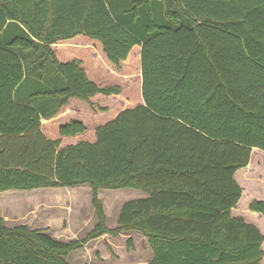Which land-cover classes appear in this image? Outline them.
I'll use <instances>...</instances> for the list:
<instances>
[{
  "label": "trees",
  "instance_id": "obj_1",
  "mask_svg": "<svg viewBox=\"0 0 264 264\" xmlns=\"http://www.w3.org/2000/svg\"><path fill=\"white\" fill-rule=\"evenodd\" d=\"M79 35L117 69L141 46L144 104L98 126L95 142L61 147L87 127L72 121L50 139L43 118L121 93L59 61L52 46ZM254 149L264 151V0H0V192L88 184L97 218L69 241L0 218V264H72L89 242L130 231L148 238L149 264H260L263 233L232 215ZM126 188L148 197L109 228L99 190ZM250 209L264 217V200Z\"/></svg>",
  "mask_w": 264,
  "mask_h": 264
},
{
  "label": "rangeland",
  "instance_id": "obj_2",
  "mask_svg": "<svg viewBox=\"0 0 264 264\" xmlns=\"http://www.w3.org/2000/svg\"><path fill=\"white\" fill-rule=\"evenodd\" d=\"M90 41H92L90 38L82 36L76 42L88 44ZM137 48L135 47L130 61L124 64V67L123 63L119 69L115 67L117 74H106V71L103 70L104 66L87 63L90 75L98 79L100 85L119 87L121 93L109 97L95 96L93 102H90L92 105L81 104V107L78 108L79 111H82L81 114H72V118L82 117L89 126L84 139L93 140L96 127L112 120L115 113L122 109L135 107L143 101L141 60L137 57L140 50ZM85 52L86 50L73 49L65 54L62 53V62H69L70 54H85ZM86 57L88 58L87 55ZM60 123L59 120L46 121L45 134L55 139L56 128ZM76 140H62L61 147L72 144ZM236 179L243 187L244 192L234 210V215L244 216L249 222L257 224L264 235V217L250 209L253 201L264 200V151L254 149L249 166L239 170ZM89 190L91 187L84 184L76 186L75 189L41 188L1 191L0 218L8 227L27 225L32 229H48V233L52 237L61 241L82 239L94 228L95 221H97L92 194ZM145 196L143 191L137 189H102L99 198L109 217V226H117L115 214L124 202ZM137 233L139 232L136 231L133 236L128 238L118 235L116 239H111L113 246L107 242V249L112 254L111 256L106 250L105 243L99 242L100 244L96 245V248L94 244H91L90 247L72 252L73 255L70 254L68 260L72 264H98L97 258L100 259L101 253H96L97 257H95V250L100 249L103 256L108 259L106 264H148L152 259L150 248L145 240L146 237ZM128 241H131L132 246H128ZM260 264H264V256Z\"/></svg>",
  "mask_w": 264,
  "mask_h": 264
},
{
  "label": "crops",
  "instance_id": "obj_3",
  "mask_svg": "<svg viewBox=\"0 0 264 264\" xmlns=\"http://www.w3.org/2000/svg\"><path fill=\"white\" fill-rule=\"evenodd\" d=\"M82 36H84V35H79V36H76L75 38H73V39H70V40H67V41H61V42H59V43H57V44H54L53 46H52V48H53V50L55 51V53H56V55H57V58L59 59V61H61L62 62V53H66V52H69L70 50H73V49H77V50H86V52H85V54H80V53H78L77 55H72V54H70L69 56V61H72V60H78V61H80L81 63H82V67L85 69V71H86V73H87V75H88V77L92 80V81H95L96 83H100V81L98 80V79H95V78H93L91 75H90V72H89V69L87 68V63H93V65H97V66H101V67H103V70L104 71H106V74H117L116 73V71H115V66L113 65V64H111L109 61H108V59H107V57H106V55H105V53H104V51H103V46H102V44L99 42V41H97V40H94V39H91L90 38V40H92V41H90L88 44H85V43H83V42H76L78 39H80V37H82ZM86 37V36H85ZM88 38V37H87ZM136 47H138L137 49H139L140 50V53L138 54L137 53V57H138V59L139 60H141V46H136ZM88 50V51H87ZM133 50H135V47L133 48ZM133 50L131 51V53L129 54V56H128V58L123 62V67L125 66L124 64H126V63H128L129 61H130V59H131V57H132V52H133ZM86 55L88 56V58L86 57ZM87 60H89V62H87ZM101 70V69H100ZM127 76V75H126ZM126 76H124V77H126ZM141 77H142V69H141ZM125 80V79H124ZM127 80V79H126ZM98 96H103V95H97L96 97H98ZM95 97V98H96ZM105 97H109V96H105ZM93 100H94V98H92L91 100H90V102H93ZM90 102H89V104H90ZM88 102H85V101H82V100H79V99H76V98H73V99H71L70 101H69V103L66 105V106H64L58 113H57V115H55L54 117H52V118H43L42 119V129H43V132H44V128H45V122L47 121V122H53V121H61V123L59 124V126L56 128L57 130H56V138L55 139H59V138H61V136H60V128L64 125V124H67V123H70V122H72V121H80V122H82V123H84V125L87 127V131L84 133V134H80V135H77V136H69V137H62L61 139L62 140H68V139H71V140H73V139H77L76 141H73V143L72 144H78L79 142H82V141H89V140H86V139H84V136H85V134L88 132V130H89V126H87V124H86V122L83 120V118L81 117H78V118H72V114L73 113H76V114H81V110L79 111V109L78 108H80L81 107V104L82 105H85V104H87ZM140 104H144V101H141L140 102ZM139 104V105H140ZM90 105H92V104H90ZM130 108V107H129ZM125 109H127V108H124V109H122L121 111H123V110H125ZM121 111H119V112H121ZM118 112V113H119ZM118 113H115V115L113 116V119L118 115ZM97 128V127H96ZM95 131H96V129H95ZM45 133V132H44ZM48 137V136H47ZM54 137V136H53ZM49 138H50V136H49ZM50 139H53V138H50ZM96 141V134H95V132H94V137H93V140H90L89 142H95ZM72 144H66L65 146H68V145H72ZM64 146V147H65ZM64 188H68V187H64ZM68 189H75V187H71V188H68ZM101 190L102 189H100L99 190V195H100V193H101ZM90 191V194H92V198H93V191H92V188H91V190H89ZM146 194V193H145ZM146 197H148V195L146 194V196L144 197V198H146ZM140 199V198H139ZM126 202H124L118 209H117V212H116V221H117V226L116 227H110L109 226V224H108V216H107V224H108V227L109 228H112V229H115V228H117V227H119V225H118V219H119V214H120V211H121V209H122V206L125 204ZM234 210L235 209H233L232 210V215L233 216H235L234 215ZM107 215V214H106ZM238 216H240V215H238ZM241 217H243L247 222H249V220H247L246 219V217H244V216H241ZM94 221H95V219H94ZM96 223H97V221H95ZM96 223H95V225H96ZM249 223H251V222H249ZM252 224H254V225H256L257 227H258V225L257 224H255V223H252ZM259 228V227H258ZM260 229V228H259ZM135 232L136 231H131V232H123V233H120L119 234V236L120 237H126V238H128V237H130V236H133L134 234H135ZM137 234H139V233H137ZM118 235H116V236H113V235H110V234H105L104 236H102V237H100V238H98V239H95V240H93V241H91V242H89L85 247H90L91 246V244H94V247L96 248V245H98V244H100V243H102V242H104L105 243V247H106V250H108L107 249V242H110V244L113 246V243L111 242V239H116V237H117ZM131 239V238H130ZM71 240H73V239H71ZM145 240H146V242H147V244H148V246H149V248H150V252H151V254H152V259H153V257H154V252H153V250H152V248H151V245H150V243H149V240H148V238H145ZM100 242V243H99ZM264 244V243H263ZM109 251V250H108ZM101 253V255H100V259H98L97 258V262H98V264H106L107 263V261H108V259H106L104 256H103V253L101 252V250L100 249H96L95 250V257H97L96 256V253ZM109 253V255L111 256L112 254L110 253V251L108 252ZM73 254H71V256H72ZM114 256V255H113ZM70 258V257H69ZM152 259L149 261V263L152 261ZM69 261V260H68ZM148 263V264H149Z\"/></svg>",
  "mask_w": 264,
  "mask_h": 264
}]
</instances>
